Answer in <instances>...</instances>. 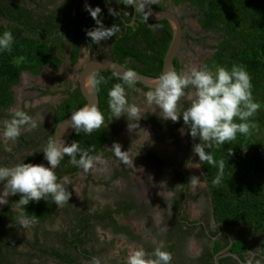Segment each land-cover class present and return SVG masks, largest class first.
<instances>
[{"label":"rangeland","instance_id":"374dc122","mask_svg":"<svg viewBox=\"0 0 264 264\" xmlns=\"http://www.w3.org/2000/svg\"><path fill=\"white\" fill-rule=\"evenodd\" d=\"M160 1L171 11L181 16L188 34L179 54L181 71H188L193 67L199 69L205 64L210 67L217 65L228 68V61L236 58L243 45L240 40H234L231 47L221 50L222 58L220 61L216 57L219 43L224 38L229 37L228 31L236 24L238 18L241 19L237 25L238 29L250 30L264 15V0H220L219 14L214 19L215 26L206 29L202 22L206 17V10L198 4L200 3L199 0L196 2L186 1L180 4L176 3V0ZM83 22L84 20L80 19L66 31L57 35L52 44L53 62L42 67L39 74L25 70L21 73L19 82L12 86L0 74V99L9 94L14 97L12 104L6 109L0 110V166L3 164L11 167L39 155L40 152L37 151H40L42 147L37 141H39V136L42 135L43 130L49 127L51 123V107L64 98L66 91L71 90L79 83L81 69L89 60L97 56L107 57L110 54L113 38L102 41L101 45L95 49L83 44L77 62L72 64L71 38L77 31L83 32L85 30L86 26ZM8 25L5 20L0 19L1 34L7 30ZM22 35L23 38L18 39L20 43H18L19 49L17 51L12 46L10 51L0 52V63L8 57H11L16 63L24 62L27 53L23 45L24 40L32 38L38 42L41 39L28 31H23ZM43 41L49 42L47 39ZM147 92L141 89L139 92L126 89L129 102L135 103L145 113L139 121L140 128L129 131V121L126 117H121L119 125L122 126V131L114 138L108 149L100 155L104 163L97 162L96 171H90L86 174L80 170L74 175H66L61 179L65 180L66 178V187L72 193V202L80 207L86 200L85 204H91L93 210L103 211L107 206L114 207L113 205L118 200L129 199L134 201L139 204L138 208L127 215H116L117 221L130 225L136 233L143 235V239H158L157 225H154L153 217H159L158 223L167 227L169 216L164 212V209H167L169 199L163 200L151 196V192L158 185L157 182L163 178L164 167L158 168L157 166L166 159L171 160L174 156L183 158L184 154L188 153L192 179L197 180L196 183L190 184V197L187 202L188 217L197 220L206 215V218L211 221L213 230L222 228L233 235H245L256 241V250L264 253V236L259 239L260 232H258L264 230V180L251 179L236 161H232L228 167V173L222 177L221 184L213 185L214 179L208 174L204 168V163L199 162V157L192 150L193 145L200 141L198 138L193 140L187 134L186 126H184L186 130L183 128L185 134H181L182 128H180L177 132L178 135L173 136L181 141L180 145L170 146L162 141L166 138L172 139L171 129L173 127L169 130L160 129L157 131V127L151 124V119L155 118L154 115H159V109H156L154 104L149 105L147 103L145 96ZM252 96L260 107L250 118L251 122L256 124V128L251 129L250 133L254 136L255 143L264 144V70L259 82L252 86ZM25 104L29 105L28 108L36 109L34 119L37 122V127L31 131H23V134L27 135L33 143L22 145L17 140L12 145V152H6L4 151L5 141L2 136V125L3 121L6 120L4 115L24 109ZM189 105L188 100L182 99L180 110L188 108ZM161 121L174 123L171 120L162 119ZM179 121L183 122L182 117ZM155 138L160 142L156 141ZM117 143L121 146L122 151H128L129 162L127 164L114 155L112 146ZM148 147L155 149L153 152L158 155L162 162L151 160V157L144 151L148 150ZM212 147H216V145ZM238 151H241L249 159H253L256 153L254 147L241 148ZM32 152L37 153L28 156ZM142 152H144L143 157ZM235 154L237 153L235 152ZM148 163L153 164L154 167L152 168ZM104 168L107 171H101ZM162 185L165 186L166 184ZM138 187L142 189L140 193ZM219 199L223 201V206H218ZM147 201L149 206H143L142 204ZM222 207V212L217 211V208L222 209ZM236 213H243L246 221L255 217V223H242L236 226L233 221V215ZM72 227L68 216L61 213L54 221L39 228L36 225L28 228L18 226L16 238L33 241L38 231L40 240L46 247L62 249L58 233L69 231ZM94 227L95 230L92 233L94 243L89 244V246L92 247L94 244L93 247L104 264H126L129 254L142 247L140 242L131 241L134 239L133 237L131 239L114 235L110 229H105L102 225L97 226L96 223ZM198 243L200 244V242ZM19 249L26 251L21 245ZM15 260V264H57L49 255L32 261L23 255Z\"/></svg>","mask_w":264,"mask_h":264},{"label":"clouds","instance_id":"9594fccd","mask_svg":"<svg viewBox=\"0 0 264 264\" xmlns=\"http://www.w3.org/2000/svg\"><path fill=\"white\" fill-rule=\"evenodd\" d=\"M111 2L112 0H106L108 5ZM116 2L133 9L136 15L142 16L147 22L153 15L151 6L158 0H116ZM85 10L96 24V27L86 31V36L91 38L93 44L99 45L102 41L116 36L120 31L117 24L105 27L100 18L102 9L99 6L93 8L90 4H85ZM108 13L114 17L121 15V12L112 7H108ZM123 14L129 13L125 11ZM13 43L14 36L10 31L0 34V52L10 51ZM117 79L121 83L114 84L107 94L110 112L108 120L111 122L126 117L129 121V131L138 129L139 121L145 113L135 103L129 102L126 89L139 92L140 89L135 86L140 77L135 70L125 69L117 75ZM105 82L104 77L97 75H93L89 81L96 91H99L100 85ZM145 96L149 105L154 104L156 109H159V116L162 119L175 123L182 117L188 129L187 134L193 140L198 138L200 141L195 143L192 149L199 157V162L213 167H217L218 164L219 171L212 183L216 186L220 185L225 161L217 162L212 152L206 149H210L213 145H225L235 140L238 133L246 136L251 129L256 128V124L251 122L250 118L258 111L260 105L253 100L251 78L244 67L233 64L231 69H228L205 64L199 69L193 67L188 71L165 70L157 77L152 90ZM182 99L188 100L190 106L181 111ZM28 107L29 105L25 104V108ZM70 125L78 135L81 132L90 135L105 125V116L96 104H86L72 112ZM36 127V120L26 111L12 112L11 118L4 120L2 125L4 151L12 152V145L23 131H31ZM181 134H185L183 128ZM112 149L114 155L123 163L129 162L128 151H122L118 143L114 144ZM37 152L43 153L44 159L48 162L47 167L42 164L25 163V160L11 167L0 166V185H3V190L0 191V206L8 204L10 196L19 194L20 199L14 202V211L17 214L16 222L22 228L34 226L38 222L35 215H28L25 212L30 203L44 200L54 203L57 208L69 204L72 193L67 190L66 178L59 180L55 171L66 156L70 158L69 162L72 165L82 169L86 174L97 170L95 167L97 162L104 163L100 156L90 155V149L81 148L75 142L66 144L58 134L54 138L50 137L46 145ZM37 152L29 153L28 156ZM232 154L233 151L228 152V156ZM196 182V179L190 180V183ZM153 219L158 222L159 217L154 216ZM172 260V253L166 250L164 241H160L151 253L143 247L133 250L127 257L126 264H172ZM90 264H104V262L92 257ZM248 264H253V261L249 260ZM256 264H260V261H256Z\"/></svg>","mask_w":264,"mask_h":264},{"label":"trees","instance_id":"16d2710c","mask_svg":"<svg viewBox=\"0 0 264 264\" xmlns=\"http://www.w3.org/2000/svg\"><path fill=\"white\" fill-rule=\"evenodd\" d=\"M186 1L196 2V0H176L175 2L180 4ZM199 2L200 3L198 4L206 10V17L202 21L203 26L206 29L213 28L215 26L214 19L219 14L220 0H199ZM46 18V15L35 17L34 13L23 6L18 0H0V19H4L9 22L6 31H10L14 36L13 46L15 47V51L19 49L18 43L20 42L18 39L21 40L23 38V31H32L34 35H37L39 38H41L38 42L32 38H27L24 40L25 42H23V45L25 46V50L27 52L24 62L16 63L11 59V57H8L0 63V74L6 78V81L9 85H16L19 82L20 75L23 71L29 70L34 74H39L42 67L53 62V45L43 40H50L49 36L52 33L46 31H50L57 24L53 23V14L48 15L49 21ZM55 19L59 18L55 17ZM65 19L66 17L61 18V25H63L62 23L65 21ZM80 19L84 20L83 24L86 26V28L83 32L77 31L71 38L72 64L77 62L80 54V48L83 43H87L90 48H98L100 45L93 44L91 38L86 36L87 30L96 27L95 21L92 19L90 14L87 16L82 14L76 15L70 20V27L77 23ZM115 20L116 24L120 28V31L116 34V36H113L112 55L110 58L119 61L132 70L155 77L160 76L162 74L164 58L173 35V30L170 23L165 20V32L162 34V36H160L159 39H156L153 30L146 24H141V26L137 29H134L133 26H128L126 34H121V27L124 22L118 16L115 17ZM102 21L105 27H110V21ZM240 22L241 19L238 18L236 24L233 25L228 31L229 37L224 38L219 43L216 57L221 61V50L231 47L234 40H240L243 48L239 51V54L236 56V58L230 59V61H228V69H231L233 64L243 66L249 74L253 86L259 82L262 71L264 70V15L250 30H245L242 28L238 29L237 25ZM140 35H143L148 48L154 51V53L148 54L146 50L138 47L137 40L140 38ZM175 64L176 72H180L181 65L177 59ZM95 75L104 77V80L106 81L100 85L98 91L100 97V111L105 116V125L100 129L95 130L90 135H86L83 132L78 135L74 130L69 144L75 142L81 148L90 149V155L99 156L100 154L104 153L113 142V134L118 133L117 130L113 128L116 119L112 120L111 122L108 120L110 112L107 103V94L114 84L121 83V81L117 79L116 75L110 72L97 73ZM136 85L142 86L138 82ZM145 89L151 90L147 87H145ZM13 101L14 97L12 94L0 99V110L6 109L10 104L13 103ZM85 104L86 99L82 95L78 85L74 90L69 91L68 95L55 108L54 127L57 123L62 121L68 115L72 114V112L82 108ZM30 113L32 112H28V114ZM4 117L6 119H10L11 114H6ZM53 136L54 130L51 136L47 138V142L49 138H53ZM18 140L22 145H30L33 143V141L27 140L23 135H21ZM247 147H254L256 153L253 159H249L241 151H238L241 150V148ZM206 151H211L214 159L217 162L220 160L225 161L223 175L228 173V167L231 162L236 161L248 177L256 180H264V144L255 143L252 133H249L246 136L238 133L235 140L228 142L225 145L211 147L210 149H206ZM229 151H233V154L230 156H228ZM235 152L237 154H235ZM42 158L43 153L35 158L27 159L25 163H35ZM69 160L70 158L66 156L61 162L60 166L57 168L56 175L59 180H61L66 175H74L81 170L80 168L72 165ZM204 168L208 174L211 175L213 179H215L219 171L218 164L217 167H213L212 165L204 163ZM19 199L20 196L18 194L14 197L10 205L0 216V264H14L16 261L15 259L23 255L30 261L41 258L44 255H49L50 257L59 259L61 264H82L79 261V258L83 253L88 252L86 249H81V246L86 242L83 234L92 227V220H96L97 223L101 224L104 228L112 227L115 232L132 234L129 226L119 224V222L112 215L114 212L117 214L120 212L128 214L131 209L135 208V204L133 202L123 201L118 204L117 209H111L109 206H107L102 212L96 211L94 213H89L88 209H85L76 215L70 214L69 217L73 216L71 218V222L74 226L69 231L66 230L62 233H58V237L62 239L63 243L66 245V250L56 247H46L41 242L38 231L33 241H29L27 239H17L16 231L18 224L16 222L17 214L16 211H14V202L18 201ZM217 203L219 207L224 205L221 199H219ZM73 211L76 212L75 209H73ZM217 211L222 212L223 207L222 209L217 208ZM217 211L215 209V213ZM25 212L28 215H35L37 217L38 222L35 225L38 228L54 221L57 216L63 213L62 208H57L54 203L44 200H41L39 203H30L25 209ZM255 220L256 218L254 217L249 221H246L245 215L243 213H236L233 215V221L236 226H239L242 223L254 224ZM258 232L261 233L264 232V230ZM223 236L227 240V243H229L228 234L225 233ZM248 242L249 240L244 235H241L235 241L230 251L241 254L242 252L246 251V245ZM20 245L23 246L26 251L20 250ZM220 249V241H216L213 248H207L202 258L203 264H215L214 257L216 253L220 251ZM229 260H231V256L222 258L221 264H225ZM233 264L241 263L235 261Z\"/></svg>","mask_w":264,"mask_h":264},{"label":"flooded vegetation","instance_id":"af4514ba","mask_svg":"<svg viewBox=\"0 0 264 264\" xmlns=\"http://www.w3.org/2000/svg\"><path fill=\"white\" fill-rule=\"evenodd\" d=\"M23 6H25L28 10L32 11L34 13L35 17L47 16V20L49 21L48 15L53 14L54 18H52L53 23L57 24L54 26L53 29L50 31H46L49 33H52L49 36V44H53L54 39L59 35L60 33L64 32L66 28L70 27V20L75 17L76 15H84L87 16L89 13L85 10V4H90L93 8L99 6L102 9L101 13V19L104 21H110L109 26L112 27L113 25L116 24L115 17L110 15L108 13V7L114 8L116 11L121 12V15L118 16L124 23L121 27V34H126L127 27L128 26H133L134 29H137L138 27L141 26V24H146L148 25L154 32V35L156 36V39H159L162 34L165 32V20H160V21H151L148 19L147 22L144 21L142 16H138L135 14L133 9H129L126 6L122 4H118L116 0H112L111 4L108 5L106 3V0H18ZM64 2V3H63ZM154 8H161V9H169L166 5H164L160 0L154 5H152ZM170 10V9H169ZM127 11L129 14L125 15L123 12ZM55 17L59 19H55ZM66 17L65 21L61 25V18ZM180 19L182 20L183 23V28H184V41L186 38H188V34L186 33L185 30V25L183 22V19L179 15ZM4 20V19H1ZM6 21V20H5ZM9 23L8 21H6ZM60 23V24H59ZM29 32V31H28ZM30 33L33 34L32 31ZM113 38V37H112ZM137 45L139 48L146 50L148 54L154 53V51L150 50L148 48V45L143 38V35H140V38L137 40ZM102 43V42H101ZM84 45H88L87 43H83ZM82 44V45H83ZM101 45V44H100ZM99 45V46H100ZM89 47V46H88ZM90 48V47H89ZM95 49V48H94ZM112 55V45L110 47V54L107 56L110 58ZM97 57H103V56H97ZM178 62L181 65L179 56L177 58ZM181 72V70H180ZM79 83L73 87L71 90H74ZM138 89L145 90V91H150L146 90L145 87L143 86H135ZM66 91L64 98L68 95V92ZM63 98V99H64ZM62 99V100H63ZM60 100L59 102L55 103L51 107V123L49 127H46L42 135L39 136V141H37L40 144V147H44L45 144L47 143V138L51 136L53 130H54V111L55 108L62 102ZM190 106V105H189ZM188 106V107H189ZM23 111L32 112L29 115L34 118L35 116V108H24L22 109ZM155 118H152L153 120L151 121V124L153 126L157 127V131L160 129H171L172 130V139H162L165 144H168L170 146L174 145H180V140L178 138L173 137L174 135H178V130L180 128H184V122L178 121L176 123H170V122H162L161 117L159 115H154ZM113 128L117 130L118 133L122 131V126L119 125V120H116L114 122ZM185 129V128H184ZM186 130V129H185ZM117 134H113L114 138L117 137ZM25 136L27 140L28 137L25 134H22ZM165 136V135H164ZM156 141H159L157 138H155ZM155 149L148 147V150L145 153L148 154V156L151 157L152 161H161L156 153H154ZM143 153H141L143 157ZM41 152L39 153V155ZM38 155V156H39ZM101 155V154H100ZM99 155V156H100ZM162 162V161H161ZM168 162V163H167ZM149 166L152 168L154 167L153 164L148 163ZM164 165V166H163ZM1 166H7V165H1ZM163 168V173H162V179L161 181L157 182V186L155 187V190L151 192L152 197H158L160 199H169L168 201V207L167 209H164V212L168 214L169 216V222L167 223V227H164L163 225L159 224L158 222H153L154 225H157V235L158 239H143V235L136 233L130 225L127 224H122L129 226L131 233H124V232H115L112 227H108L114 235H120L124 237H129L132 239L131 241L136 240L137 242H140L142 247L148 252L151 253L154 248L160 243V241H164L166 245V250L172 253L173 260L172 264H203L202 258L205 254V250L207 248H213L214 244L216 241H220V246L221 250L227 249L231 245V241L233 240V244L235 241L240 237L241 235H233L229 233V243H227V240L224 238L223 234H225V229L218 228L217 230L212 229L211 221L208 220L209 218H206V215L202 217L201 219L197 220H192L188 217L187 215V202L190 197V180L192 179V170L190 168V162L188 159V153L184 154L183 158L174 156L171 160L166 159V161H163L160 163L158 168ZM170 167V168H168ZM82 170V169H81ZM155 173V172H154ZM166 184L163 186L162 184ZM168 184V185H167ZM141 188L138 187L139 193L141 192ZM133 202L135 204V208L137 209L139 204H137L134 201H131L129 199H124V200H118L114 207L109 206L111 209H117L118 204L120 202ZM70 205L67 204L66 206L62 207V214H65L68 216L69 221L71 222V217L70 214L76 215L80 211H83L85 209H88L89 213H94L96 212L93 210V208L90 206L91 204H85V202L79 207L76 204L72 202V199L70 198L69 200ZM144 205L149 206L148 201L144 202ZM72 209H71V207ZM106 208V207H105ZM105 208L103 210H105ZM73 209L76 210L73 211ZM134 209H131L129 212L133 211ZM102 212V211H98ZM163 212V213H164ZM113 217L116 219V215H127L126 213H119L117 214L116 212L112 213ZM117 220V219H116ZM92 227L88 229L86 233H84L83 237L85 238V244L81 246V249H86L88 250L87 253H83L81 257L79 258V261L82 264H90L92 257H98V253L96 249L93 247L94 244H92V247L89 246V244L94 243V239H92V233H94L95 230V223L97 226H101V224H98L96 220H92ZM72 224V222H71ZM73 225V224H72ZM74 226V225H73ZM103 227V226H102ZM104 228V227H103ZM107 229V228H105ZM204 233V234H203ZM264 235V232L259 233V239L260 237L262 238ZM72 236V235H70ZM245 236V235H244ZM249 242L246 245V251L242 252L241 254H238L243 261L249 262V260L253 261V264H256V261H260V264H264V253H261L260 251L255 249V243L256 241L245 236ZM71 238V237H70ZM135 241V242H136ZM200 242V244L198 243ZM59 243L62 245V249L66 250V245L63 243L62 239L59 238ZM232 244V246H233ZM249 245V248L247 246ZM230 247V249L232 248ZM60 249V248H59ZM229 249V251H230ZM69 250V249H68ZM67 250V251H68ZM75 251V250H74ZM69 252V251H68ZM233 252V251H232ZM236 253V252H234ZM228 257V256H226ZM225 258V257H224ZM57 264H61L59 259L53 258ZM100 259V258H99ZM101 260V259H100ZM235 261L239 262L238 259L234 258L231 256V260L226 262L225 264H233ZM214 263H215V257H214ZM240 263V262H239ZM15 264V263H14Z\"/></svg>","mask_w":264,"mask_h":264},{"label":"water","instance_id":"95a60500","mask_svg":"<svg viewBox=\"0 0 264 264\" xmlns=\"http://www.w3.org/2000/svg\"><path fill=\"white\" fill-rule=\"evenodd\" d=\"M151 9H152L153 15L149 17V20L151 21L167 20L170 23L172 30H173L172 39H171L170 45L167 49V52L164 58L162 73L165 70H175L176 71L175 61L178 58L182 50V46L184 42V28H183L182 20L180 19L177 13L169 9L154 8L152 6H151ZM125 69H131V68L120 63L117 60H114L108 57H95L89 60L82 67L81 72H80V77H79L80 91L82 95L84 96V98L86 99V104L94 103L98 106L100 110L99 93L89 83L93 75L97 73L110 72L117 76L119 73H122ZM136 72L138 73L140 77L138 83H140L143 87H147L152 90L157 77L151 76V75L139 72V71H136ZM70 118H71V114L68 115L66 118H64L62 121H60L59 123H57L56 126L54 127L53 138L56 136V134H58V136H60V138L63 139L66 142V144H69L71 137L73 135V132H74V129L70 125ZM32 164H37V165L42 164L46 167L48 166V162L44 159V157L41 160L35 163H32ZM2 190H3V185H0V191ZM14 197L15 196H10L8 198L9 203L6 205L0 206V216L3 213V211L10 205ZM225 233L229 235L228 231H225ZM232 244H233V240L231 241V245L227 249L221 250L216 253L215 264H221V259L226 256H232L238 259L241 264H248V262L243 261V259L237 253L229 251ZM247 248H249V245L247 246Z\"/></svg>","mask_w":264,"mask_h":264}]
</instances>
